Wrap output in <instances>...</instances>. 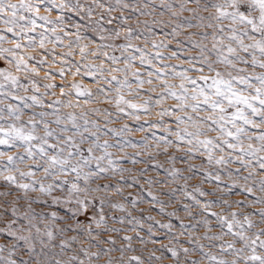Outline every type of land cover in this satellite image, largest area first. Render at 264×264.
I'll use <instances>...</instances> for the list:
<instances>
[{
  "label": "snow or ice",
  "instance_id": "snow-or-ice-1",
  "mask_svg": "<svg viewBox=\"0 0 264 264\" xmlns=\"http://www.w3.org/2000/svg\"><path fill=\"white\" fill-rule=\"evenodd\" d=\"M0 264H264V0H0Z\"/></svg>",
  "mask_w": 264,
  "mask_h": 264
},
{
  "label": "rangeland",
  "instance_id": "rangeland-1",
  "mask_svg": "<svg viewBox=\"0 0 264 264\" xmlns=\"http://www.w3.org/2000/svg\"><path fill=\"white\" fill-rule=\"evenodd\" d=\"M175 61H173V63H174ZM113 127H118L119 125H112ZM135 138H138V136L137 137H135ZM139 167H142V165L141 166H139ZM192 183L193 184H195V183H197V181H192ZM205 187H207L206 185H205ZM234 199H240V197H234ZM169 211H171L172 209H168ZM157 219H159V217H156Z\"/></svg>",
  "mask_w": 264,
  "mask_h": 264
}]
</instances>
